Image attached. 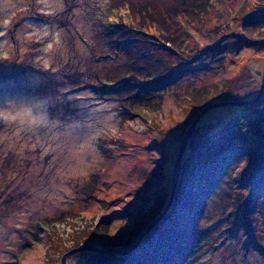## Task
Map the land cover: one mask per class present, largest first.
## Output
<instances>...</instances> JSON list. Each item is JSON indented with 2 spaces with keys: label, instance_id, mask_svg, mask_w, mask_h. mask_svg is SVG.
<instances>
[{
  "label": "rangeland",
  "instance_id": "obj_1",
  "mask_svg": "<svg viewBox=\"0 0 264 264\" xmlns=\"http://www.w3.org/2000/svg\"><path fill=\"white\" fill-rule=\"evenodd\" d=\"M262 11L264 0H0V264L132 248L169 201L199 110L260 94L264 56L244 41H264L250 17ZM155 74L170 83L131 98ZM239 113L207 112L183 159ZM251 166L230 176L232 194ZM222 193L184 264H264V192L240 198L258 249L230 230L239 202ZM73 254L67 264L84 262Z\"/></svg>",
  "mask_w": 264,
  "mask_h": 264
},
{
  "label": "trees",
  "instance_id": "obj_2",
  "mask_svg": "<svg viewBox=\"0 0 264 264\" xmlns=\"http://www.w3.org/2000/svg\"><path fill=\"white\" fill-rule=\"evenodd\" d=\"M253 16H258L257 21L250 24L264 28V11L252 14L250 17ZM244 42L254 48L256 55L264 56V41L257 39ZM162 76L167 77L164 82L161 83V74H155L153 79L158 86L145 84L131 98L137 99L144 90H148L146 87L150 89L148 95H158V89L170 83L171 77L168 74ZM207 107L209 106L205 105L198 113ZM239 108L240 113L234 116L221 132L191 147L190 153L183 159V172L181 171L180 174L173 205L163 220L144 237L143 242L134 251L127 255H120L110 250H126L131 246L109 247L102 251H81L72 256L84 255L85 259L82 264H142L143 260L145 264H184L194 252L201 251L205 247L203 237L209 235V231H205V224L215 217L213 204L216 203L217 196L223 197L222 191L224 193L227 191V196L231 195L233 201L239 202L236 210L230 212V219H234L230 230L236 233L237 228L242 229L248 236L249 242H252L253 247L258 249L255 234L246 225L245 220L246 216L250 215V212L246 213V211L251 210L248 203H242L240 198L243 189L247 191L249 200L264 192L262 184L264 181V93L257 101ZM236 132L251 136L254 141H248L245 137L234 138ZM247 158L252 166L241 175V191L237 188L232 194L230 176ZM226 189H229L231 194ZM164 209L159 214L157 213V218ZM106 223L109 224V220ZM147 240L153 242L148 246L145 242ZM79 245L74 247L77 249Z\"/></svg>",
  "mask_w": 264,
  "mask_h": 264
},
{
  "label": "water",
  "instance_id": "obj_3",
  "mask_svg": "<svg viewBox=\"0 0 264 264\" xmlns=\"http://www.w3.org/2000/svg\"><path fill=\"white\" fill-rule=\"evenodd\" d=\"M264 93V86L262 87V90L260 92V94L252 101H239V102H223V103H219V104H215V105H211L209 107H207L206 109H204L200 114H198V116L194 119L193 123L191 124V127L183 141L182 147H181V151L179 154V157L177 159L176 165H175V169H174V174H173V180H172V187H171V194H170V198L169 201L164 209V211L162 212V214L151 224V226H149V228L141 234V236L139 237V240L137 241V243L130 249L127 250H117V249H112L110 251H112L115 254H120V255H127L129 253H131L132 251H134L142 242V240L144 239L145 236H147L165 217V215L167 214V212L169 211V209L171 208V206L173 205L174 199H175V195H176V191L178 188V184H179V180H180V173H181V167H182V162H183V158L185 155V152L187 150V146L189 144V140L193 134V131L196 128V125L198 124L199 120L210 110L216 108V107H222V106H236V107H245L248 106L249 104L257 101ZM85 250H90V251H96V250H100L97 249L96 247H94L93 245H84L81 246L77 249L72 250L71 252L65 254V256L63 257V264H67V258L69 255L76 253V252H81V251H85ZM102 251V249H101Z\"/></svg>",
  "mask_w": 264,
  "mask_h": 264
}]
</instances>
